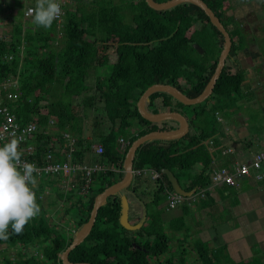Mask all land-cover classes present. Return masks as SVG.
Segmentation results:
<instances>
[{
    "label": "trees",
    "instance_id": "1",
    "mask_svg": "<svg viewBox=\"0 0 264 264\" xmlns=\"http://www.w3.org/2000/svg\"><path fill=\"white\" fill-rule=\"evenodd\" d=\"M203 1L219 17L232 41L211 94L190 105L164 91L149 95L147 110L179 112L186 116L189 130L177 139H153L137 147L133 169L159 173L157 178L134 175L124 188L133 195L128 202L142 206L131 212L127 203L128 222L138 227L126 229L121 225L123 197L118 192L110 194L98 208L88 235L68 253L70 262L153 264L150 259L155 257V264H185L184 244L176 256L159 258L173 241L169 231L185 228L181 219L165 225L162 215L167 212V192L173 188L163 170L169 169L187 191L197 193L210 185L215 153L209 149L208 140L212 139L217 148L223 136L215 112L226 107L243 80L235 60L237 44L235 31L229 27L234 19L228 14V0ZM67 2L61 19L45 29L34 25L31 17L25 21L24 0H13L20 15L8 37H0V80L17 79L11 87L13 98L6 102L18 123L37 124L29 160L44 162L48 151L56 153L66 146L62 133L70 132L76 139L74 161L105 163L118 171L95 172L87 193L81 192V173L69 185L62 175L36 177L33 190L40 214L29 221L22 234L9 230V239L0 240L4 249L15 252L14 256L1 254L0 264H63L60 255L76 233L71 229L77 231L88 220L98 193L124 177V157L132 141L150 131L175 129L171 120L151 122L140 115L136 102L142 92L151 84L165 83L188 97L199 95L223 46L222 33L191 2L161 10L151 8L145 0H85L74 9L66 7ZM194 43L202 47V53ZM106 65L111 70L101 72ZM50 119L53 125H49ZM120 138L124 140L122 146ZM94 143L102 145L101 154L91 149ZM46 193L55 197L46 201ZM145 195L149 201L144 200ZM60 204L63 207L58 211ZM72 209L76 215L71 221ZM54 213L56 217H52ZM68 221L74 226L65 225ZM30 244L35 248H27ZM194 247L199 264H252L225 263L217 251L208 250L202 243Z\"/></svg>",
    "mask_w": 264,
    "mask_h": 264
},
{
    "label": "crops",
    "instance_id": "2",
    "mask_svg": "<svg viewBox=\"0 0 264 264\" xmlns=\"http://www.w3.org/2000/svg\"><path fill=\"white\" fill-rule=\"evenodd\" d=\"M24 1L26 9L29 2ZM5 5L18 11L13 0ZM228 5V14L234 19L229 27L235 31V60L243 80L226 107L217 111L220 119L215 115L223 136L217 148L210 139L209 149L215 153L211 167L230 169L234 162L248 163L254 153L264 150V15H257L264 14V0H228ZM170 120L177 128V121ZM227 148L232 152L223 154ZM254 173L239 177L237 185H209L202 196L193 191L175 208L166 205L167 212L176 213L164 220L165 225L181 219L185 228L175 232L182 234L177 239L192 246L193 251L194 244L202 243L208 250L217 251L222 262L264 264V178L256 179ZM118 193L130 205L129 210L136 212L140 203L128 202L131 191ZM143 198L149 201L148 195ZM184 257L185 264L191 261L187 252ZM193 261L199 264L197 257Z\"/></svg>",
    "mask_w": 264,
    "mask_h": 264
},
{
    "label": "built area",
    "instance_id": "3",
    "mask_svg": "<svg viewBox=\"0 0 264 264\" xmlns=\"http://www.w3.org/2000/svg\"><path fill=\"white\" fill-rule=\"evenodd\" d=\"M30 4L26 7V10L30 7H33V2L35 0H27ZM67 0H59L61 4V12L63 14L64 4ZM1 4H5L6 0H0ZM61 14V16H62ZM61 16L57 19L60 20ZM56 20V21H57ZM17 82V79L13 76L9 78H4L0 80V136H3L4 139H0V146L3 145V142H6L10 138V133L15 132L18 137H23L20 146L22 145L23 152L22 161H27L29 163H35L39 171L35 173L36 177H41L42 175H62L64 177V182L66 185H69L70 181L75 177L77 173L82 174L83 184L81 186V192L87 193L89 186L91 184L92 175L98 171H105L111 169L118 171L113 167H110L108 164L100 162H77L72 159V152L74 150L76 139L70 132H63L62 137L66 141V146L58 150L48 151L45 154L44 162L38 163L36 161H31L27 157L33 152V143L30 141L33 139L35 132L38 127L34 122H28L25 124H20L16 120L15 114L11 111L10 105L6 102L13 98V92L11 87L14 86ZM215 115L218 119L219 114L216 111ZM54 120H49V125H53ZM121 142V146L124 143V140L120 138L118 140ZM209 144H212V140L208 141ZM91 149L97 153L101 154L103 152V147L100 144L94 143L91 145ZM232 149L227 148L222 151V153H230ZM61 158H57L58 155ZM264 150H260L252 156L250 162H234L232 167L229 169L227 167H216L212 166L210 170V186L218 184L226 185H237L238 178L244 175L250 174L251 171H254V177L256 179L264 178ZM149 175L151 178H157L159 173L155 170L144 169H133V175ZM209 187V186H208ZM206 189V188H205ZM205 189H200L198 194L201 196L204 195ZM187 197L179 194L175 191L167 192V208L172 209L183 203ZM71 232H76L74 228L71 229Z\"/></svg>",
    "mask_w": 264,
    "mask_h": 264
},
{
    "label": "water",
    "instance_id": "4",
    "mask_svg": "<svg viewBox=\"0 0 264 264\" xmlns=\"http://www.w3.org/2000/svg\"><path fill=\"white\" fill-rule=\"evenodd\" d=\"M145 1L148 6H150L153 9H158V10L167 9V8L173 7L182 2H191V3L196 4L205 12L209 20L211 21V23L222 33L224 37L223 46L219 53L215 69L210 79L208 80L205 88L201 91L199 95L195 97H188L176 87L169 85V84H165V83L151 84L142 92V94L140 95V97L138 98L136 102V107H137L138 112L143 118L151 122H161L164 120L172 119V120L177 121L178 127L172 130H168V131H150V132H147L137 137L136 139L132 141L124 157V173H125L124 177L118 180L117 182L107 186L106 188H104L103 191H101L95 196L88 220L76 231L71 242L60 255V258L63 264H91L87 262L72 263L68 260V257H67L68 253L70 252L71 249H73L78 244H80L85 239V237L88 235V233L90 232L94 224L97 210L101 205L106 203L107 197L110 194H115L123 190L133 180V177H134L133 158H134V154H135L137 147L141 145L142 143L153 140V139H177V138L182 137L188 131L189 123L183 114L176 112V111L152 113L151 111L147 110L145 107V104L149 99V95L156 91H164V92L169 93L173 98H175L176 100L180 101L183 104L190 105V104H196V103L203 101L205 98H207L211 94L213 90V86L222 71V68L225 64L226 57L231 48L232 41H231V37H230L228 30L224 27L219 17L215 15L212 9L203 0H165V1H160V2H157L154 0H145ZM193 47L199 53L203 52L202 47L198 45L197 43H194ZM163 172L167 175L169 181L171 182L172 188L175 192L182 194L184 196H188L192 194L193 191H187L180 186L178 179L169 169H164ZM122 202H123V208H122V212L120 216L121 225L126 229H136L138 225H132L128 222V206H127L125 198L122 199ZM136 247L140 248L138 245H136Z\"/></svg>",
    "mask_w": 264,
    "mask_h": 264
},
{
    "label": "clouds",
    "instance_id": "5",
    "mask_svg": "<svg viewBox=\"0 0 264 264\" xmlns=\"http://www.w3.org/2000/svg\"><path fill=\"white\" fill-rule=\"evenodd\" d=\"M59 0H36L35 6L26 10L25 15L32 23L45 29L50 28L61 16ZM0 146V240H8L11 234H22L30 220L40 214L36 193L35 173L39 171L35 163L22 161L20 149L23 137L15 132L9 134ZM0 139H4L0 136Z\"/></svg>",
    "mask_w": 264,
    "mask_h": 264
},
{
    "label": "rangeland",
    "instance_id": "6",
    "mask_svg": "<svg viewBox=\"0 0 264 264\" xmlns=\"http://www.w3.org/2000/svg\"><path fill=\"white\" fill-rule=\"evenodd\" d=\"M9 0H6V2H8ZM85 0H68L67 2V5L66 7H68L69 9H74L77 5L79 4H82L84 3ZM24 6H25V1H24ZM24 11V20L27 18L28 19V16L25 15V12H26V9L24 8L23 9ZM19 12L14 10V9H8L6 8V5L5 4H2L0 6V37H8L9 33L11 32V29H12V26H13V23L14 21L17 20V16H19ZM258 16H263L264 14H257ZM27 21V20H25ZM91 37H88V39H90ZM111 70V67L109 65H106L104 67H102L100 69L101 72L103 73H107ZM91 123V118H89V124ZM55 197V194H50V193H46V195L44 196V199L46 201H49L51 199H53ZM62 205H58V211H61L60 209H62ZM57 211V215H59V212ZM176 213V210H171V211H168V212H165L162 216H163V219L164 220H168L170 217H172L174 214ZM53 214V213H52ZM75 209H72L69 216H70V219L72 221V217L75 216ZM52 217H56L55 216V213ZM67 224V226L71 227V226H74V224L72 222L69 223L66 222L65 225ZM69 227V228H70ZM168 231V229H167ZM66 233V232H65ZM173 241L168 245V248H167V252H165L164 254H162L159 258L160 260H163L164 258H168L170 256H173V255H177L180 250H182V245L184 244V242L181 241H178L177 238H180V236L182 234H177L175 232H173ZM185 245V244H184ZM4 244L0 245V256L2 254V256H5L6 255H11V256H14L15 255V252L14 250H11L10 248H3ZM22 246H18L17 248H21ZM31 247V244L30 245H27V248H30ZM39 247V245H38ZM185 247V251L187 252V256L189 257V259L191 261H189V263L187 262L186 264H197L193 261V259H195L197 257V254L195 252V250L193 251V248L192 246L189 247V246H184ZM31 248H35L34 246L31 247ZM41 248V247H40ZM195 248V247H194ZM150 261L155 264L156 263V258L155 257H152L150 259ZM162 264H165V261L162 262Z\"/></svg>",
    "mask_w": 264,
    "mask_h": 264
}]
</instances>
